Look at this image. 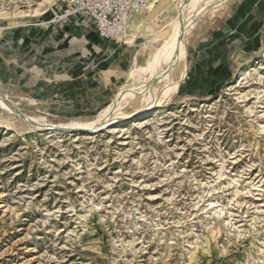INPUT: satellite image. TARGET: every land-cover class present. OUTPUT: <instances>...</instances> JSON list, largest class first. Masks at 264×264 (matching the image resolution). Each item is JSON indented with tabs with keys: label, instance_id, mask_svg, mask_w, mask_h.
Masks as SVG:
<instances>
[{
	"label": "rangeland",
	"instance_id": "1",
	"mask_svg": "<svg viewBox=\"0 0 264 264\" xmlns=\"http://www.w3.org/2000/svg\"><path fill=\"white\" fill-rule=\"evenodd\" d=\"M39 1L0 0L10 14L1 42L6 27L19 48L20 27L64 20L70 0L40 17L11 16ZM220 13L187 36V73L185 63L172 66V96L148 119L78 133L32 128L0 110V264H264V49L234 57L228 73L191 69L202 41L221 29ZM137 41L143 69L156 49ZM16 49L8 60L19 67ZM21 82L0 83V96L50 125L92 121L109 105L82 113ZM144 94L119 113L140 109Z\"/></svg>",
	"mask_w": 264,
	"mask_h": 264
},
{
	"label": "crops",
	"instance_id": "2",
	"mask_svg": "<svg viewBox=\"0 0 264 264\" xmlns=\"http://www.w3.org/2000/svg\"><path fill=\"white\" fill-rule=\"evenodd\" d=\"M63 9L60 7V11ZM215 13L222 15L219 17L221 29L219 27L202 41L199 58L191 68L194 73L231 72L234 57L256 54L264 49V0H218L197 23L203 16ZM39 21L42 22L19 28V48L18 42H12L13 27L5 28L6 40L0 41V83L7 82L10 77L17 79L19 75L23 87L26 86L24 82L30 83L27 86L39 89L37 92L51 93L49 97L60 95L62 103L76 104L86 113L110 105L130 69L144 63L138 48L140 43L134 42L141 37L150 39L148 36L140 35L131 44L102 40L89 27L92 23L78 14L60 22L52 21L50 15ZM14 47L19 49V64L22 63L19 67L8 60L13 52L9 53V48ZM158 50L161 55L164 53L163 43L153 54L152 63L161 56H156ZM186 55L185 44L177 53L173 67L185 63L187 73ZM148 60L149 57L145 67ZM191 74L189 82L199 86V79L195 80ZM184 78L179 79V87Z\"/></svg>",
	"mask_w": 264,
	"mask_h": 264
},
{
	"label": "bare ground",
	"instance_id": "3",
	"mask_svg": "<svg viewBox=\"0 0 264 264\" xmlns=\"http://www.w3.org/2000/svg\"><path fill=\"white\" fill-rule=\"evenodd\" d=\"M56 1L58 0H40L36 6H29L26 11L22 12L15 10L11 16L40 17ZM216 1L218 0H150L146 13L129 20L126 24L124 43L131 44L140 35L148 36L155 46L154 49L157 50L160 43L164 44V53L155 63H152L151 59L155 50L150 54L145 68L142 70L138 66L133 68L117 97L92 121H73L50 125L45 123L42 117L23 114L12 101L1 96L0 110L18 116L21 121L32 128L48 127L51 130H74L78 133L80 131L96 132L105 126L115 130L150 118L157 110L165 107L166 102L160 100L163 95H167V99L171 98L174 78L170 74V70L174 65L176 55L186 44L187 36L193 32L198 18ZM8 15L10 14L7 11H0V19L7 18ZM251 64L252 62L246 63L239 72L236 79L238 85L243 84L246 80L249 75L247 69ZM143 90H145V94L140 98V109L132 113H119L122 106L137 99Z\"/></svg>",
	"mask_w": 264,
	"mask_h": 264
},
{
	"label": "built area",
	"instance_id": "4",
	"mask_svg": "<svg viewBox=\"0 0 264 264\" xmlns=\"http://www.w3.org/2000/svg\"><path fill=\"white\" fill-rule=\"evenodd\" d=\"M150 0H70L61 18L78 14L87 18L97 36L106 41L124 43L126 24L148 11Z\"/></svg>",
	"mask_w": 264,
	"mask_h": 264
},
{
	"label": "water",
	"instance_id": "5",
	"mask_svg": "<svg viewBox=\"0 0 264 264\" xmlns=\"http://www.w3.org/2000/svg\"><path fill=\"white\" fill-rule=\"evenodd\" d=\"M59 130H63L64 131V129H59Z\"/></svg>",
	"mask_w": 264,
	"mask_h": 264
}]
</instances>
